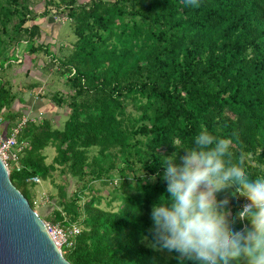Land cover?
Instances as JSON below:
<instances>
[{
    "label": "trees",
    "instance_id": "trees-1",
    "mask_svg": "<svg viewBox=\"0 0 264 264\" xmlns=\"http://www.w3.org/2000/svg\"><path fill=\"white\" fill-rule=\"evenodd\" d=\"M52 9L66 15L75 36L58 56L51 42H38L35 22ZM23 42L32 60L45 52L59 61L66 89L38 92L39 81L21 88L52 108L24 124L21 167L9 176L34 209L37 183L28 178L55 185L51 210L39 216L79 225L64 257L71 264H195L153 247L150 212L166 182L149 177L163 171L160 154L175 151L173 143L188 146L202 128L230 138L233 159L250 176L264 175V0H0L4 135L29 108L5 71ZM61 107L67 113L56 125L51 115ZM47 147L55 150L49 162ZM56 172L65 182L56 183ZM245 200L228 197L226 219Z\"/></svg>",
    "mask_w": 264,
    "mask_h": 264
},
{
    "label": "clouds",
    "instance_id": "clouds-1",
    "mask_svg": "<svg viewBox=\"0 0 264 264\" xmlns=\"http://www.w3.org/2000/svg\"><path fill=\"white\" fill-rule=\"evenodd\" d=\"M173 144L175 151L157 157L163 171L149 177L166 182L150 212L153 247L195 264H264V175L250 176L233 159L230 138L207 128L188 146ZM235 196L247 202L226 219ZM237 220L247 224L236 229Z\"/></svg>",
    "mask_w": 264,
    "mask_h": 264
},
{
    "label": "rangeland",
    "instance_id": "rangeland-1",
    "mask_svg": "<svg viewBox=\"0 0 264 264\" xmlns=\"http://www.w3.org/2000/svg\"><path fill=\"white\" fill-rule=\"evenodd\" d=\"M35 8L38 10L37 13L39 14L43 11L42 3H39ZM31 22V20L27 21L26 25L31 24ZM35 22L40 25L42 31V36L38 39V42H51V50L56 53L57 56L60 55L61 51L59 52V48L61 44L67 45L75 40L72 24L68 21L66 15L55 13V9H52V12L49 13V15H39L35 19ZM25 43L26 42H23L17 49H15L16 59L10 64V68H7L5 71L11 79L13 91H18V97L21 96L23 99L25 98L26 103L22 105V108L24 109L23 106L25 105L29 106L26 110H22V117L29 116L30 118H35L37 120L42 116V113L39 111L40 108L45 106H50L52 108V105L47 99H44L43 101L40 97L35 95V92L32 90L21 88H24L25 84L39 81L41 82V88L36 89L38 92L42 90L43 93L44 90V92L47 93L51 92V89L65 90V78L57 71L60 65L58 60H52L45 52L37 53L35 60H32L29 54L24 51L23 46H25ZM17 102L18 101L16 100L14 104L17 105ZM55 110L56 113L51 116L54 118L55 124L58 125L59 122L61 124L65 119L67 107L55 108ZM45 153L47 154V161L49 162L55 155V150L53 147H47ZM54 175L56 183L62 181L65 182V176L60 175L57 172L54 173ZM67 179L72 181V178L69 175H67ZM72 183L69 182V184L72 185V187L69 185L70 190L74 188ZM31 190L37 200L35 209L38 214H45V212L51 210L52 201H50L48 194L56 193L57 188L55 185L51 183L49 179L45 181L40 180V182H38ZM104 192H106V190L103 191V193Z\"/></svg>",
    "mask_w": 264,
    "mask_h": 264
},
{
    "label": "water",
    "instance_id": "water-1",
    "mask_svg": "<svg viewBox=\"0 0 264 264\" xmlns=\"http://www.w3.org/2000/svg\"><path fill=\"white\" fill-rule=\"evenodd\" d=\"M0 157V264H71Z\"/></svg>",
    "mask_w": 264,
    "mask_h": 264
},
{
    "label": "built area",
    "instance_id": "built-area-1",
    "mask_svg": "<svg viewBox=\"0 0 264 264\" xmlns=\"http://www.w3.org/2000/svg\"><path fill=\"white\" fill-rule=\"evenodd\" d=\"M28 120L32 121L36 119L30 118L29 116H23L19 122L9 129V132L6 135L0 131V157L2 158L9 172L11 169H20L21 167V164L19 163V153L23 149L24 145L20 144L18 135ZM1 126L2 124L0 118V128ZM40 180L41 179L36 175L28 178V181L35 183L40 182ZM246 202L247 201L245 200L244 203ZM36 204L37 201H35V206ZM44 221L47 225L48 233L54 240L56 246L64 255L65 249H68L74 245L76 236L80 232L79 226L76 223L63 225L62 223H51L46 220Z\"/></svg>",
    "mask_w": 264,
    "mask_h": 264
},
{
    "label": "crops",
    "instance_id": "crops-1",
    "mask_svg": "<svg viewBox=\"0 0 264 264\" xmlns=\"http://www.w3.org/2000/svg\"><path fill=\"white\" fill-rule=\"evenodd\" d=\"M23 48H24V46H23Z\"/></svg>",
    "mask_w": 264,
    "mask_h": 264
}]
</instances>
